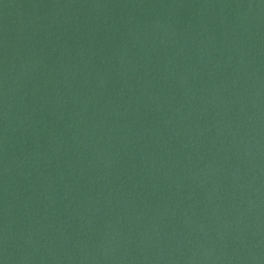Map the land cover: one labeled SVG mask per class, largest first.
Masks as SVG:
<instances>
[{
	"label": "water",
	"instance_id": "obj_1",
	"mask_svg": "<svg viewBox=\"0 0 264 264\" xmlns=\"http://www.w3.org/2000/svg\"><path fill=\"white\" fill-rule=\"evenodd\" d=\"M0 264H264V0H0Z\"/></svg>",
	"mask_w": 264,
	"mask_h": 264
}]
</instances>
